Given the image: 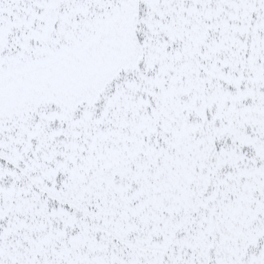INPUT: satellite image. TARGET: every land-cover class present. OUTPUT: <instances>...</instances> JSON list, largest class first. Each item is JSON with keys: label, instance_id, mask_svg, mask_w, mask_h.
Segmentation results:
<instances>
[{"label": "snow or ice", "instance_id": "obj_1", "mask_svg": "<svg viewBox=\"0 0 264 264\" xmlns=\"http://www.w3.org/2000/svg\"><path fill=\"white\" fill-rule=\"evenodd\" d=\"M0 264H264V0H0Z\"/></svg>", "mask_w": 264, "mask_h": 264}]
</instances>
